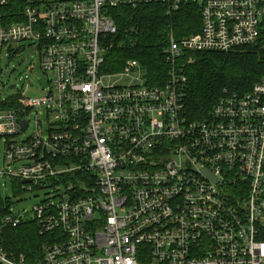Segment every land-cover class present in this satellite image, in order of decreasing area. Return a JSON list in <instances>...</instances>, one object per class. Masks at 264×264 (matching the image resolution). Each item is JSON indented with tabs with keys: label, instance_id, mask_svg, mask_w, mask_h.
Instances as JSON below:
<instances>
[{
	"label": "built area",
	"instance_id": "built-area-1",
	"mask_svg": "<svg viewBox=\"0 0 264 264\" xmlns=\"http://www.w3.org/2000/svg\"><path fill=\"white\" fill-rule=\"evenodd\" d=\"M0 57L30 41L48 76L42 96L0 98V144L13 194L43 191L33 216L0 188V264H264V76L225 92L189 121L175 61L264 39V0H0ZM200 6L195 34L171 38L166 79L136 59L103 71L111 10ZM6 15V14H5ZM118 78L123 84L104 83ZM16 106H7L11 99ZM32 111V131L27 114ZM214 178V180L212 179ZM35 197L38 195L35 194ZM18 201V200H15ZM33 223L41 257L8 250L7 229Z\"/></svg>",
	"mask_w": 264,
	"mask_h": 264
},
{
	"label": "trees",
	"instance_id": "trees-1",
	"mask_svg": "<svg viewBox=\"0 0 264 264\" xmlns=\"http://www.w3.org/2000/svg\"><path fill=\"white\" fill-rule=\"evenodd\" d=\"M18 5L21 2L0 6L2 18L13 21L9 14ZM111 14L117 31L107 38L103 71H119L127 59H136L147 82L152 85L166 79L169 65L164 57L171 38L178 40L198 33L201 27L200 6L192 2H183L172 10L162 3L141 4L135 8L122 5L113 8ZM174 67L180 80L184 78L180 90L185 116L189 121L202 120L225 92L243 94L261 80L264 76V39L229 51L187 52L175 61ZM6 105L16 106L17 101L11 99ZM261 238L264 239V229ZM45 239L33 223L26 222L7 229L4 243L8 250L23 254L31 262L41 257Z\"/></svg>",
	"mask_w": 264,
	"mask_h": 264
},
{
	"label": "rangeland",
	"instance_id": "rangeland-1",
	"mask_svg": "<svg viewBox=\"0 0 264 264\" xmlns=\"http://www.w3.org/2000/svg\"><path fill=\"white\" fill-rule=\"evenodd\" d=\"M13 56H9L3 51L0 57V98H11L17 95L24 97H39L48 87V76L42 72L39 65V56L37 48L30 41H16L11 43ZM104 83L123 84L127 81L111 78L104 79ZM31 126L27 135L32 131V122L34 113L30 111L27 114ZM6 167L3 158V146L0 144V169ZM9 178L0 177V188L2 196H7L14 201L12 206L14 211H26L25 218L33 216L32 207L43 196V191L34 192H17L13 194V189ZM38 196L35 197L34 195ZM18 200V201H15Z\"/></svg>",
	"mask_w": 264,
	"mask_h": 264
},
{
	"label": "water",
	"instance_id": "water-1",
	"mask_svg": "<svg viewBox=\"0 0 264 264\" xmlns=\"http://www.w3.org/2000/svg\"><path fill=\"white\" fill-rule=\"evenodd\" d=\"M214 180V178H212Z\"/></svg>",
	"mask_w": 264,
	"mask_h": 264
}]
</instances>
